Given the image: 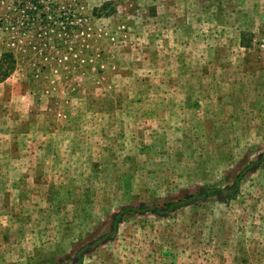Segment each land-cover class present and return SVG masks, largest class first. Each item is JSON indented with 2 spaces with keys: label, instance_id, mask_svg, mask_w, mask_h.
Masks as SVG:
<instances>
[{
  "label": "rangeland",
  "instance_id": "obj_1",
  "mask_svg": "<svg viewBox=\"0 0 264 264\" xmlns=\"http://www.w3.org/2000/svg\"><path fill=\"white\" fill-rule=\"evenodd\" d=\"M233 7L0 0V264H264V31Z\"/></svg>",
  "mask_w": 264,
  "mask_h": 264
},
{
  "label": "crops",
  "instance_id": "obj_2",
  "mask_svg": "<svg viewBox=\"0 0 264 264\" xmlns=\"http://www.w3.org/2000/svg\"><path fill=\"white\" fill-rule=\"evenodd\" d=\"M241 9L233 7L231 14L239 17V22L234 24L227 23L229 29L238 32L239 39L246 40L245 45L249 44L247 36L251 33L247 32H263L264 31V0H240ZM237 37V35H235ZM252 37V36H251ZM259 39L258 37L256 38Z\"/></svg>",
  "mask_w": 264,
  "mask_h": 264
},
{
  "label": "trees",
  "instance_id": "obj_3",
  "mask_svg": "<svg viewBox=\"0 0 264 264\" xmlns=\"http://www.w3.org/2000/svg\"><path fill=\"white\" fill-rule=\"evenodd\" d=\"M261 162H262V159H260V160L257 161V162H253L251 166H253V167H254V166H257V165H259ZM251 166H250V167H251ZM250 167H247V169H250ZM219 193H223V190L217 189V190H209V191H205L204 193H202L201 198H202V199H205V198H207V197H209V196H211V195H215V194H219ZM198 198H199V197H198ZM191 199H195V198H191ZM196 199H197V198H196ZM187 203H189V202L186 201V202H177V203H173V204H171V205L169 206V209H170V210H176V209L181 208L182 206L186 205ZM139 211H143V212H151V213H159V212H160V210L157 209V208H146V207L140 209ZM120 216H121V215H118V217H117V219H116V223L119 221Z\"/></svg>",
  "mask_w": 264,
  "mask_h": 264
}]
</instances>
